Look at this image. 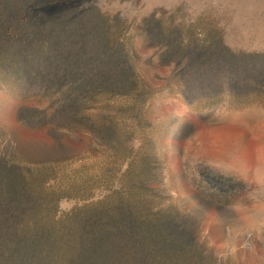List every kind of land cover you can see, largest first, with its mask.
I'll return each instance as SVG.
<instances>
[{
	"label": "rangeland",
	"instance_id": "374dc122",
	"mask_svg": "<svg viewBox=\"0 0 264 264\" xmlns=\"http://www.w3.org/2000/svg\"><path fill=\"white\" fill-rule=\"evenodd\" d=\"M0 171L55 264H264V0H0Z\"/></svg>",
	"mask_w": 264,
	"mask_h": 264
},
{
	"label": "trees",
	"instance_id": "16d2710c",
	"mask_svg": "<svg viewBox=\"0 0 264 264\" xmlns=\"http://www.w3.org/2000/svg\"><path fill=\"white\" fill-rule=\"evenodd\" d=\"M37 34L41 35V29ZM54 46L64 49L65 44L57 42ZM81 47L82 44L77 47V54ZM68 54L65 52L59 57L60 61L57 59L58 67H66ZM61 78L66 80L75 76L67 72ZM77 78L88 83L92 76L83 74ZM24 190L19 179L0 171V264H55L56 239L45 227H31L33 206ZM109 239L102 238L95 225H86L79 236L78 252L72 264H130L124 262L126 258L135 260L131 264H143L141 251H133L131 255L126 251L119 252L114 241Z\"/></svg>",
	"mask_w": 264,
	"mask_h": 264
}]
</instances>
